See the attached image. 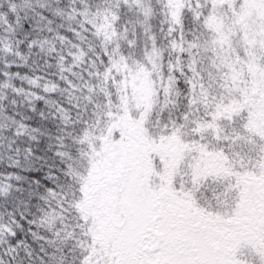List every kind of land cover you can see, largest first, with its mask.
I'll return each instance as SVG.
<instances>
[{"label": "snow or ice", "instance_id": "snow-or-ice-1", "mask_svg": "<svg viewBox=\"0 0 264 264\" xmlns=\"http://www.w3.org/2000/svg\"><path fill=\"white\" fill-rule=\"evenodd\" d=\"M0 264H264V0H0Z\"/></svg>", "mask_w": 264, "mask_h": 264}]
</instances>
